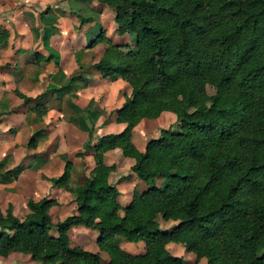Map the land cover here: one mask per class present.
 <instances>
[{
	"label": "trees",
	"instance_id": "trees-1",
	"mask_svg": "<svg viewBox=\"0 0 264 264\" xmlns=\"http://www.w3.org/2000/svg\"><path fill=\"white\" fill-rule=\"evenodd\" d=\"M96 1L112 9L115 32L132 34V43H113L100 27L87 42L106 44L100 56L65 81H85L88 68L124 80L129 93L112 109L124 126L95 135L84 115L81 147L92 148L94 164L70 187L75 210L58 219L51 234L48 208L54 199H27L21 218L8 204L0 210V255L20 251L43 264H185L167 250L171 241L195 260L204 257L205 264H264V0ZM49 11L47 4L37 12L43 25L56 20ZM73 13L80 24L92 20ZM6 35L1 28L0 45ZM44 59L58 61L52 51ZM205 84L213 87L212 96ZM15 93L24 104L34 101L36 115L45 111L46 89L34 97ZM163 110L174 113L173 123L138 150L132 127ZM37 132L28 137V147ZM114 147L133 159L129 169L145 186L134 185L122 215L118 189L108 180L115 165L103 160ZM68 166L65 160L52 184L66 181ZM156 214L175 222L161 228ZM73 224L96 229V244L108 261L69 244ZM123 240H141L143 251L122 249Z\"/></svg>",
	"mask_w": 264,
	"mask_h": 264
},
{
	"label": "crops",
	"instance_id": "crops-1",
	"mask_svg": "<svg viewBox=\"0 0 264 264\" xmlns=\"http://www.w3.org/2000/svg\"><path fill=\"white\" fill-rule=\"evenodd\" d=\"M47 4L50 5L49 16L56 20L43 25L37 18V12ZM73 12L90 15L92 20L80 24ZM112 16V9L96 0H0V29L7 32L5 42L0 45L2 212L10 204L12 213L21 218L28 212L26 200H37L42 196L55 200L48 208L51 222L73 212L75 202L70 187L79 184L82 173L88 174L94 164L92 148L81 147L87 134L84 115H88L93 123L95 135L118 132L124 126L123 122L114 120L112 112L120 105L123 96L129 93L130 88L124 80L102 77L93 68H88L84 73L85 81H65L75 69L87 67L100 56L106 45L104 42L87 46V39L94 36L100 27L111 42L132 43V34L115 32ZM49 51L57 56V62L44 59ZM45 89L41 100L46 108L39 115L31 109L33 100L24 104L15 93L17 90L34 97ZM101 92L104 93L103 98L98 99L97 93ZM164 114L169 119L168 125L174 121V113L163 110L154 118H141L132 127L131 140L138 150H143L146 137H154L159 127H166L155 122ZM36 129L35 145L28 147L27 139ZM136 130H139L135 136L137 139L143 135L138 142L134 139ZM148 132L152 136H148ZM65 160L69 161L66 181L59 185L52 184L51 178L62 172ZM103 160L115 165L108 174V180L118 189V214L122 215L134 185L142 189L144 182L129 169L133 159L124 156L118 147L106 150ZM171 222L175 220L162 219L158 225L167 228ZM70 233H74L78 240H72ZM67 236L70 245L97 252L102 262L108 261L107 253L96 244V229L73 224L67 229ZM119 246L132 253L143 251L141 240H123ZM166 248L173 255H181L185 264H205L204 257L195 261L194 254L179 243L167 242ZM0 264L43 263L31 259L28 253L10 251L0 255Z\"/></svg>",
	"mask_w": 264,
	"mask_h": 264
},
{
	"label": "rangeland",
	"instance_id": "rangeland-1",
	"mask_svg": "<svg viewBox=\"0 0 264 264\" xmlns=\"http://www.w3.org/2000/svg\"><path fill=\"white\" fill-rule=\"evenodd\" d=\"M132 38V37H131ZM87 40H89V39H87ZM204 90H205V92H206V94L207 95H209V96H212V94H213V92H214V90H213V87L210 85V84H205L204 85ZM118 93V97L120 96V94H119V92H117ZM99 94V95H98ZM103 94L104 93H97V95H98V99L100 98H103ZM106 94H107V91H106ZM109 94V93H108ZM111 96V95H110ZM109 96V97H110ZM116 96V95H115ZM113 97L111 96L110 97V99H112ZM88 116V115H87ZM172 118H174V115H173V117ZM88 120L91 122V120L88 118ZM84 122L86 123V119H84ZM155 122H156V124H158L159 126H167L168 125V123L167 122H169V119H167L166 118V116H165V114L164 115H162V116H160L157 120H155ZM166 123V124H165ZM171 123H173V121L171 122ZM170 123V124H171ZM160 128V127H159ZM158 128V129H159ZM157 129V130H158ZM109 132H113V131H109ZM137 132H139V130H136V132L134 133V139H135V141L136 142H138V139H140V138H142L143 137V135H141L138 139H137V137H135L136 135H137ZM158 132V131H157ZM147 134H149L148 136H152L151 135V133L150 132H148ZM156 134V133H155ZM140 134H138V136H139ZM147 138V137H146ZM146 138L144 139V143H145V140H146ZM94 140L95 139H93L92 140V142H94ZM132 141V140H131ZM134 144V143H133ZM136 147V146H135ZM49 213V212H48ZM59 213V212H58ZM72 213V212H71ZM64 217V216H63ZM53 219H54V215H53V217H52ZM61 219V218H60ZM154 219L157 221V223H159V222H161L162 221V218H161V216H160V214H156L155 216H154ZM58 220V219H57ZM56 220V221H57ZM55 221V222H56ZM54 222V223H55ZM54 223L53 222H51V226H50V229H49V232H51V233H56V231H55V228H54ZM174 222H171V224L170 225H168V227H170L172 224H173ZM167 227V228H168ZM55 231V232H54ZM70 236H71V239L72 240H78V239H76L77 237H76V235L74 234V233H70ZM83 238H84V235H83ZM178 245V244H177ZM186 251H188V250H186ZM188 252H190V251H188ZM191 253V252H190ZM108 255V254H107ZM196 261V260H195Z\"/></svg>",
	"mask_w": 264,
	"mask_h": 264
}]
</instances>
